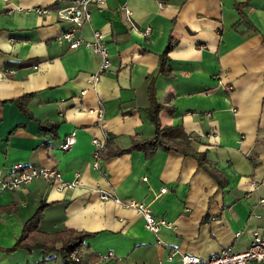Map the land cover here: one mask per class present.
Here are the masks:
<instances>
[{
  "label": "crops",
  "instance_id": "obj_1",
  "mask_svg": "<svg viewBox=\"0 0 264 264\" xmlns=\"http://www.w3.org/2000/svg\"><path fill=\"white\" fill-rule=\"evenodd\" d=\"M70 2L0 0V170L22 163L55 168L77 181L59 189L58 182L38 178L1 191L0 247L14 244L42 203L38 229L96 232L85 238L83 256L100 257L101 264H178L177 256L169 260L171 250L201 256L226 246L241 251L254 230L264 236V0L94 5L77 35L92 41L98 31L109 49L112 66L96 82L91 76L101 57L84 46L70 48L61 36L71 23L54 10H33ZM236 2L247 3L253 31L241 33L246 25ZM171 36L172 74L166 75L158 72L159 55ZM153 80L164 104L162 123L191 135V151L204 152L203 164L173 145L151 157L138 149L116 153L134 135H154ZM27 93L31 116L11 101ZM53 122L55 130H41L40 124ZM73 131L77 142L62 149ZM95 137L105 142L101 168L93 165ZM116 198L144 202L169 223L152 231L142 213ZM42 256L40 248L0 249V264H40ZM43 264H61V258Z\"/></svg>",
  "mask_w": 264,
  "mask_h": 264
},
{
  "label": "built area",
  "instance_id": "obj_2",
  "mask_svg": "<svg viewBox=\"0 0 264 264\" xmlns=\"http://www.w3.org/2000/svg\"><path fill=\"white\" fill-rule=\"evenodd\" d=\"M105 0H71V2L63 7L53 8L52 6H37L33 10L39 14H47L55 11L57 17L60 20L68 21L71 23L70 29L63 33L61 39H65L69 42L70 48H77L84 46L93 50L101 57V65L99 71L91 76L93 82L100 79L103 72L108 70L112 66V60L109 49L104 42L102 34L98 31L95 32V38L92 41L86 40L77 33L81 28L90 21L92 13V6L103 4ZM160 6L162 3L160 2ZM126 13L130 15V9L124 7ZM151 28L148 26L146 32H150ZM14 72L13 69L9 70ZM100 118L103 116V112H99ZM77 142L76 133L73 131L67 134L62 140L60 147L64 150H69ZM94 145L93 151V165L97 168H101L102 165V152L105 147L103 139L95 137L92 139ZM41 178L49 183L58 182L57 187L59 189L71 188L76 186L77 181H67L63 178L61 171L50 167H24L22 163L15 164L8 173L0 170V192L3 190H14L23 187L30 182ZM163 192L166 188H162ZM104 198H108L109 195L104 193ZM116 201L123 204L126 207H131L138 210L143 214L145 218V225L152 231H157L161 225L168 224L166 218L155 216L144 202L136 200H121L116 198ZM239 234V232H238ZM71 256L73 259L82 262L83 264L90 263L87 258L83 256V247L75 249ZM178 257V264H251L256 261L264 262V236L259 230L253 231L252 239L244 250L236 251L231 246H226L220 250L213 252L207 256H201L192 252H180L178 250H171L168 255L169 260H174ZM107 257L113 260L115 254L108 252Z\"/></svg>",
  "mask_w": 264,
  "mask_h": 264
},
{
  "label": "trees",
  "instance_id": "obj_3",
  "mask_svg": "<svg viewBox=\"0 0 264 264\" xmlns=\"http://www.w3.org/2000/svg\"><path fill=\"white\" fill-rule=\"evenodd\" d=\"M247 3L236 2V8L241 15V22L245 23L246 28L241 31L242 34H246L255 29L254 25L248 20L247 14L244 10V6ZM240 23V22H239ZM238 23V24H239ZM237 28V26H236ZM175 41L173 36L164 49L159 55V73L172 74V68L169 64V52L173 49ZM151 82L150 88V117L151 122L155 126V133L150 137H141L134 135L132 137V143L129 147L119 149L116 151L117 154L130 152L138 149L146 152L147 157H151L156 153L159 148L171 149L173 147L184 151L187 154L195 156L201 164L204 160V152L191 151V135L186 134L180 125H164L161 121V111L164 108V104L160 103L156 96V90ZM32 93L24 94L18 98L12 99L17 106L26 114L31 116V111L28 106V98ZM58 127L57 123L40 124L42 131L55 130ZM102 155H105L102 152ZM13 203L6 206V209L10 208ZM47 203H42L35 213L25 222L23 232L17 238L12 246L3 248L2 250L14 251L19 247L27 246L29 249L40 248L43 251V256L39 260L40 264L56 258H61V264H83L72 258L71 253L77 249L82 248L84 240L87 237L95 235L96 232L83 231L73 227H64L52 232L40 231L38 225L43 215L44 207ZM100 257L95 260H89L88 264H101Z\"/></svg>",
  "mask_w": 264,
  "mask_h": 264
}]
</instances>
